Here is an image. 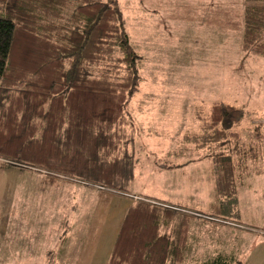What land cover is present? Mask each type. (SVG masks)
I'll use <instances>...</instances> for the list:
<instances>
[{
  "label": "trees",
  "instance_id": "trees-1",
  "mask_svg": "<svg viewBox=\"0 0 264 264\" xmlns=\"http://www.w3.org/2000/svg\"><path fill=\"white\" fill-rule=\"evenodd\" d=\"M241 50L264 58V0H245ZM139 60L119 0H0V160L41 175L46 185L83 182L128 194L74 174L92 169L98 180L111 178L106 158L131 131L126 105L138 89ZM195 114L198 132L183 137L188 144L237 141L230 127L240 109L214 102L206 116ZM257 122L248 152L237 149V166L264 157L256 147L264 124ZM213 158L212 208L235 210L238 169L228 155ZM155 201L139 198L128 209L107 264H188L189 219ZM189 264L240 263L219 254Z\"/></svg>",
  "mask_w": 264,
  "mask_h": 264
},
{
  "label": "rangeland",
  "instance_id": "rangeland-1",
  "mask_svg": "<svg viewBox=\"0 0 264 264\" xmlns=\"http://www.w3.org/2000/svg\"><path fill=\"white\" fill-rule=\"evenodd\" d=\"M140 1L119 0L123 16L128 20L137 17L130 9L140 12ZM198 1L206 4L204 0ZM213 1L217 5L223 1L224 6L226 0ZM227 1L230 7L227 36L224 20L221 26L219 21L209 22L205 15L199 14L198 22L194 21L192 7L178 11L177 20L173 22L163 18L158 24L155 20L145 27L139 23L135 29L129 20L130 46L140 57L138 89L126 105L131 131L126 130V140L118 144L117 154L111 152L106 158L113 166L111 178L98 180L92 169L77 172L75 177L100 181L102 186L140 194L172 206L218 213L229 219L237 216L251 227L257 225L256 219L260 223L264 221V196L261 195L264 192V157L256 161V175L249 172L253 171L251 161L246 160V165L242 164L237 170H245L241 175L247 191L240 190V194L251 193V196L246 194L239 198L240 214L220 213L207 206L212 200L206 195L208 184L204 185L210 173V163L203 157L207 155L206 149L199 150L183 139L198 132L199 119L195 113L206 116L214 102L234 106L242 113L238 122L230 127L238 133V138L223 143L229 147L221 154L237 161L241 159L236 149L244 148V152H248L249 143L254 142L253 127L256 121L264 119V58L241 50L245 0ZM207 7L203 5V10ZM225 9L223 7V16ZM219 146L214 145L208 153L218 155L221 149L214 147ZM256 147L264 152L263 140ZM192 160L196 166L201 162V168L190 181L181 174ZM40 178L42 176L37 175L39 180L35 185L37 216L51 245L50 250L56 252L52 264H73L90 224L94 196L89 193V187L72 181L46 185ZM202 244L205 246L206 242L203 240Z\"/></svg>",
  "mask_w": 264,
  "mask_h": 264
},
{
  "label": "crops",
  "instance_id": "crops-1",
  "mask_svg": "<svg viewBox=\"0 0 264 264\" xmlns=\"http://www.w3.org/2000/svg\"><path fill=\"white\" fill-rule=\"evenodd\" d=\"M204 1H206V4L198 0H181V2L179 0H141V11H137L136 8L130 9L137 17L133 16L129 20L131 21V26L135 29L139 23L142 27H145V24H153L155 20L156 24H158L163 18L166 21L173 22L174 19L175 21L177 20L176 15L178 11H181L183 8L192 7L193 17H195L194 21H197L196 18L201 14L205 15L209 22L219 21L221 26L224 20L227 36L230 32L229 2L226 0L224 6H222L223 1L220 2V5H217L213 0ZM209 1L210 3L207 4ZM203 5H208L207 9L203 10ZM223 7L226 8L225 16H223ZM124 19L130 41L129 20L127 17H124ZM213 29L217 33H222V30L220 32L218 28ZM261 121H264V119ZM217 145L220 146L214 148L221 149V152L218 154L223 155L221 154L222 152L228 151L227 145ZM213 146L198 147L199 150L206 149L207 155L203 157L210 163L209 179L204 184L205 186L208 184L206 195L208 199L212 200L211 204H207L209 208L215 204V176L213 175V157L215 155L211 156L208 153ZM233 161L238 170L242 164L246 165V163L239 161L237 166L236 162L238 161L235 159ZM199 164L201 162H197L196 166L194 161L188 168H184L185 170L181 175L184 176L185 174L191 181V177L196 175L197 169L201 168ZM252 166L253 171L249 172L256 175L257 172L254 170L256 162L252 163ZM22 170L0 160V264H52V259L55 258L56 252L50 250L51 245L45 238L42 224L37 216L38 208L36 207L37 195L35 185L39 180L37 179L38 174ZM244 171V169L240 170V172L236 171L234 176L237 183L236 208L235 210L229 208L228 211L231 214H240L239 208L241 209L240 206L242 205L239 198L245 197L246 194L251 196L250 192L244 195L240 194V190L246 189L247 191L241 175ZM74 183L90 188L89 193L91 196H94V205L91 211L90 224L86 229L85 237L73 264H107L128 209L139 198H153L131 193L119 195L105 191L99 187L88 186L83 182ZM261 195L264 196V192ZM153 200L158 202L156 204L163 203L166 206H172L157 199ZM152 205L155 204L153 203ZM173 207L181 210L176 214L178 219H189L186 237V247L189 250L188 264L199 263L202 260L219 254L232 257L236 259V263L240 264H264V221L260 223L256 219L257 225H252L254 227H251L239 221L237 216L233 217L234 219H229L222 217V215H217L218 213L191 210L178 205ZM218 216L220 217L217 218ZM203 240L204 243L206 242L205 246L202 244ZM202 248L204 250L200 251Z\"/></svg>",
  "mask_w": 264,
  "mask_h": 264
},
{
  "label": "built area",
  "instance_id": "built-area-1",
  "mask_svg": "<svg viewBox=\"0 0 264 264\" xmlns=\"http://www.w3.org/2000/svg\"><path fill=\"white\" fill-rule=\"evenodd\" d=\"M257 124H264V121H258Z\"/></svg>",
  "mask_w": 264,
  "mask_h": 264
}]
</instances>
